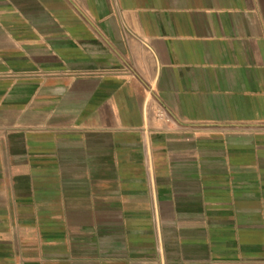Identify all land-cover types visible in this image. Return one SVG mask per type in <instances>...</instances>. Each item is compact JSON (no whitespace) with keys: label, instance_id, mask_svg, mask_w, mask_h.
<instances>
[{"label":"crops","instance_id":"crops-1","mask_svg":"<svg viewBox=\"0 0 264 264\" xmlns=\"http://www.w3.org/2000/svg\"><path fill=\"white\" fill-rule=\"evenodd\" d=\"M0 264H264V0H0Z\"/></svg>","mask_w":264,"mask_h":264}]
</instances>
